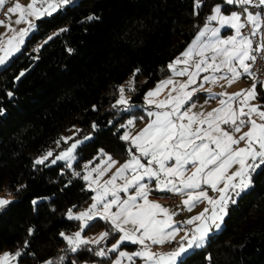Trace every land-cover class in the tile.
I'll use <instances>...</instances> for the list:
<instances>
[{
    "label": "trees",
    "instance_id": "obj_1",
    "mask_svg": "<svg viewBox=\"0 0 264 264\" xmlns=\"http://www.w3.org/2000/svg\"><path fill=\"white\" fill-rule=\"evenodd\" d=\"M217 3L225 11L237 9L224 0H201L198 9L195 0H77L37 21L22 50L0 69V109L5 110L0 115V194L16 196L0 210V254L20 251V264L110 262L113 254L97 257L94 252L107 250L119 234L76 253L60 235L79 229L80 221L69 220L66 213L84 208L93 195L73 173H81L84 162L101 150L128 158L129 142L120 139L125 130L120 125L129 116L144 115V109L120 112L114 107L119 87L134 74L130 100L143 104L145 93L186 49ZM90 15L98 19L87 20ZM62 28L67 31L54 35ZM256 84L264 102V89ZM73 125L81 135L93 134L78 146L74 166L67 168L63 161L34 166ZM253 181L235 204L229 203L223 227L210 234L204 247L186 254L184 264H264V171L258 170ZM20 185L26 187L17 192ZM35 199L40 200L33 205ZM109 228V222L97 218L84 233Z\"/></svg>",
    "mask_w": 264,
    "mask_h": 264
},
{
    "label": "snow or ice",
    "instance_id": "obj_2",
    "mask_svg": "<svg viewBox=\"0 0 264 264\" xmlns=\"http://www.w3.org/2000/svg\"><path fill=\"white\" fill-rule=\"evenodd\" d=\"M6 2L7 0H0V7ZM76 3L77 0H31L25 6L14 0V5L7 8L6 15L18 13L14 23H24L27 26L13 29L11 21L0 20V25L13 31L6 43L0 42V52L3 53L0 55V65L20 51L25 38L37 29V21L53 17ZM224 3L238 5L242 11L224 14L222 5H215L213 14L207 20L215 21L216 25L205 24L186 50L168 64L174 76H186L187 79L176 81L174 77H169L145 93L146 103L155 107V110L147 111V116L152 119L135 135L125 131L120 137L121 140L129 142L126 150L130 158L103 182L101 178L117 163L110 155L103 161V167L99 164L89 167L92 164L89 161L83 166L86 174L81 176L80 172L73 173L86 181L87 188L95 195L91 197L93 203L88 209L76 214L69 209L66 213L69 220L81 222L79 230L71 235L60 233L71 252L91 251L84 246L99 245L110 235L119 234L116 243L107 250L104 247L98 248L94 255L107 257L128 242L139 245V250L131 254L120 250L114 264H123L124 258L134 264V257H139L143 264H184L183 256L190 250L205 246L213 230L220 229L228 214L229 203L235 204L236 198L254 186L253 177L258 174V170L264 171V105L251 103L257 98L256 82L250 89H242L232 94L226 91L216 93L211 87L204 86L205 83L216 85L221 81L231 85L242 75L255 81L256 74L252 67L257 56L264 52V32L261 31L264 27V10L254 9H264V0H224ZM200 6L201 0H195L194 8L198 9ZM195 14L198 13L194 11ZM86 19L98 18L90 15ZM245 28L250 30L243 32ZM222 29L231 30L234 34L224 38L221 36ZM65 31L67 28L59 29L54 35ZM52 38L53 36H49L48 40ZM254 43L256 47L253 46ZM177 65L182 67L177 70ZM136 71L139 72V69ZM201 73L207 74L201 77ZM23 75L21 72L20 76ZM198 79L202 81L199 84ZM259 83L264 89V80ZM165 89H168L166 99H155ZM124 91V87L120 86L119 99L114 107L122 106V110L127 112L139 107L130 105ZM197 92L207 93L208 99L221 97L219 107L208 112L193 111L197 107L193 102V96ZM8 95L11 96L12 93ZM207 102L206 100L205 103ZM186 105L188 106L185 107ZM4 111L0 109V115ZM136 119H128L120 128L134 126ZM246 125L249 126L248 131L237 136ZM92 127L96 128L95 122ZM70 139L72 138H65L66 141ZM83 139L88 140L90 137ZM241 142H245L243 147L239 146ZM81 143L82 140H76L71 147L55 156L53 151H48L34 161V166H48L46 161L52 157L50 164L64 161L67 168H72L71 162L76 159L75 150ZM145 159L146 163L142 162ZM235 165L238 167L230 171ZM189 166L194 170L186 175ZM118 180L121 183H117ZM152 181L155 182L154 187L150 183ZM202 186H207L219 195L209 196L207 189ZM25 187L26 185H20L17 192ZM153 192L184 194L186 198L182 203L188 211L197 203L206 200L211 206V212L209 214V208L205 207L190 219L175 221L173 217L178 215L177 212L149 199ZM121 193L128 195L122 197ZM12 203L13 201L0 197V209ZM32 203L35 205L37 201L33 200ZM97 218L109 222L110 228L95 238H84L82 234L85 228L91 227ZM181 224L195 227L185 230L178 247L167 253L152 251V245L175 240L176 235L183 230ZM32 231L29 229V234ZM20 256V251L14 256L4 253L0 256V264H8L10 259ZM60 260L63 261V257ZM48 264L52 262L49 261Z\"/></svg>",
    "mask_w": 264,
    "mask_h": 264
},
{
    "label": "rangeland",
    "instance_id": "obj_3",
    "mask_svg": "<svg viewBox=\"0 0 264 264\" xmlns=\"http://www.w3.org/2000/svg\"><path fill=\"white\" fill-rule=\"evenodd\" d=\"M31 2V0H22L21 2H20V4L21 5H27V4H29ZM217 4H220V5H222V13H224V14H228V13H230V12H232V11H237L236 9H234V8H232V9H229V10H227V11H225L224 9H223V3H217ZM217 4H215V5H217ZM214 5V6H215ZM214 6L212 7V9H211V12L209 13V15H212L213 14V10H214ZM18 13H15V14H8V15H6L5 16V18L3 19V20H5L6 22H8V21H11V28H13V29H20V28H24V27H26L27 25L26 24H24V23H21V24H19V25H16L15 23H14V21H15V19H17L18 18ZM208 15V16H209ZM208 23H210L211 25H216V22L215 21H212V22H209L208 20H207V22L205 23V24H208ZM204 24V25H205ZM203 25V26H204ZM203 28V27H202ZM33 33V32H32ZM32 33H30L29 34V36L32 34ZM198 34V33H197ZM234 33H233V31H231V30H227V29H222L221 30V36L222 37H224V38H226V37H228V36H230V35H233ZM13 35V31L10 29V28H8V27H6V26H4V25H0V42H4V43H6V41H7V39L9 38V37H11ZM28 36V37H29ZM28 37H26L25 38V41H24V44L21 46V48H20V51L22 50V48H23V46L25 45V42H26V40H27V38ZM196 37V36H195ZM195 37L193 38V40L195 39ZM192 40V41H193ZM191 41V42H192ZM191 42H190V44H191ZM189 44V45H190ZM186 50V49H185ZM20 51H18V52H15L8 60H7V62L5 63V64H3V65H0V69H2V68H4L10 61H11V59H12V57L13 56H15V55H17ZM3 53L2 52H0V55H2ZM181 55V54H180ZM179 55V56H180ZM208 55H211V53H208ZM179 56H177V57H179ZM176 57V58H177ZM175 59H173L171 62H173ZM171 62H169V63H171ZM182 67V65H177V70H179V68H181ZM207 73H201V77L203 76V75H206ZM161 76H168V77H165V79H168L169 78V76H174V73H173V71H172V69H169L168 68V65H167V67L163 70V72L161 73ZM175 78H181L180 76H175ZM252 79H250V78H248L246 75H242L241 76V78L239 79V80H237L236 82H234L233 84H231V85H227L226 84V82L225 81H221L219 84H216V85H212L211 83H205V88H208V87H211L212 88V90H213V92H216V93H219V92H222V91H226L227 93H229V94H232V93H236V92H239V91H241L242 89H250L251 88V86L249 85V83H250V81H251ZM131 82V83H130ZM200 82H202L200 79H198V81H197V84H199ZM134 83H135V76H134V74H131L129 77H128V79L121 85L122 87H124V89H125V91H124V95L127 97V98H129V103H130V105H137V106H139V107H137V108H142V109H144V115H141L142 117H143V119H141L142 120V122L141 121H139L138 119V116L137 115H132V116H129L127 119H126V121L123 123V124H126V122H127V120L128 119H130V118H133V117H136L137 119L135 120V124H134V126H129L128 128H124L125 130H124V132L125 131H130L133 135H135L136 133H138L139 132V126H141L142 125V123H144V121H145V119H146V115H147V111L148 110H155V108H152L151 106H149L147 103H146V101H145V103H143V104H139V103H132L131 102V100H130V91L133 89V87H134ZM221 85H223V87L221 86ZM157 86V85H156ZM155 86V87H156ZM154 87V86H153ZM151 88V89H154V88ZM151 89H149V90H151ZM148 90V91H149ZM165 90H167V89H165ZM165 90H163L161 93H164V91ZM256 92H257V98L255 99V100H253V101H251V103H253V104H259V105H264V102L259 98V94H258V90H257V88H256ZM198 93V92H197ZM202 94H204L205 96H203V98H202V100H199V101H195L196 100V98H194L193 97V102H195L196 103V105H197V107L195 108V109H193V111H204V112H208V111H212L213 109H215V108H217V107H219V101H220V99H221V97H216V98H214V99H208V96H207V93H205V92H201ZM165 95L164 96H162L161 97V99L160 100H164V99H166V97H167V94L166 93H164ZM119 95H120V93H119ZM119 99V96H118V98H117V100ZM116 100V101H117ZM208 101L207 103H205V101ZM115 105H116V102H115ZM153 106V105H152ZM188 105H186L185 107H187ZM234 107H235V105H234ZM116 108L117 109H119L120 110V112H127V111H123L122 110V106H116ZM137 108H133L130 112H132L134 109H137ZM140 116V117H141ZM257 121L258 122H260L259 121V119L257 118ZM248 125H246L245 127H243L242 128V131H241V133H238V134H236L237 136L238 135H240V134H242L243 132H246V131H248ZM86 136H89L90 137V139L92 138V136H93V134L90 132V133H87V134H82L81 135V128L78 126V125H73V126H71L67 131H64V132H62L61 133V136H60V138H59V140H58V142L59 143H57L56 144V146H54V147H52V148H49L46 152H48V151H53V154H54V156L56 155V154H58L59 152H61V151H65V150H67L69 147H71V145H72V143H74L76 140H82L83 142H86V141H88V140H84L83 138L84 137H86ZM67 137H71L72 139H70V140H65V138H67ZM244 143L245 142H241V144L239 145L240 147H243L244 146ZM82 144V143H81ZM79 146V145H78ZM78 148V147H77ZM46 152L44 153V154H46ZM77 149L75 150V156H76V158H77ZM43 154V155H44ZM106 154V155H105ZM108 155H110V156H112L111 154H109V153H107V152H105V151H100L95 157H93L92 159H90V160H88V161H86V162H84V164L82 165V170H81V175H84V174H86L85 172H84V165L85 164H87L89 161H92V164H90L89 165V167H95L97 164H99L101 167H103L104 166V164H103V161L104 160H106L107 159V156ZM39 157H41V156H39ZM38 157V158H39ZM112 158L114 159V160H116L117 161V163L115 164V165H113V167L107 172V173H105V175L101 178V182H103L104 180H107V179H109L110 177H111V175L116 171V169L117 168H119L123 163H125L129 158H130V154H129V156H128V158L127 159H125V160H120V159H117V158H115L114 156H112ZM52 159V157H50L49 158V161ZM75 161H76V159L75 160H73L71 163H72V167L74 166V163H75ZM64 162V161H63ZM142 162H145L146 163V159L145 160H143ZM238 167V165H235V166H233V168L230 170V171H234L235 170V168H237ZM194 169L191 167V166H189V170L187 171V173H186V175H190L191 174V171H193ZM93 175H95V174H93ZM147 182V181H146ZM117 183H121V181H117ZM150 183H153V182H150ZM155 183V182H154ZM221 187H222V184L220 185ZM203 187V186H202ZM203 188H206L207 189V191H208V195L209 196H212V197H217L219 194L217 193V192H215V191H213V190H211L210 188H208L207 186H204ZM160 194V193H159ZM162 194H166V193H162ZM95 195V193L93 192V195L92 196H94ZM126 195H128V194H126V193H121V196L122 197H126ZM0 197H3V198H6V199H9V200H11V201H15L16 200V196L14 195V193H12V192H5V193H1L0 194ZM237 199V198H236ZM37 202L40 200V199H35ZM205 202H206V204L205 205H207V207H210L211 208V206L207 203V201L206 200H204ZM93 203V200L91 199L88 203H87V205L84 207V208H82V209H80V210H72L73 211V213L74 214H76V213H79V212H81V211H84V210H86V209H88L89 207H90V205ZM160 204H162L163 206H165V207H168L171 211H174V208H173V206H171L170 204H164V203H160ZM1 210V209H0ZM116 209H115V207H113V211H115ZM198 211H200V210H192V212L190 213V216L189 217H186L187 219L188 218H191V217H193V216H195L194 214H197L198 213ZM194 212V213H193ZM201 212H202V210H201ZM210 212L211 211H209V214H210ZM185 218V219H186ZM173 219L175 220V221H178V220H176L175 219V217H173ZM179 222V221H178ZM80 224H81V222H80ZM223 224H224V220H223V223L221 224V227H220V229L223 227ZM193 227V226H192ZM219 229V230H220ZM79 230V229H78ZM78 230H76V231H78ZM85 230H86V228H85ZM85 230H84V232H85ZM219 230H216V229H214L213 230V232L212 233H215V232H217V231H219ZM76 231H74V232H76ZM103 231H105L104 229H101V230H98V231H96V232H93V233H89V234H85V233H83L82 235H83V237L84 238H95V237H97L98 235H99V233H101V232H103ZM66 235H71L72 233H74V232H72V233H69V232H66V231H63ZM211 233V234H212ZM64 238V237H63ZM119 238V235L107 246V249L108 248H110L111 247V245L112 244H114V243H116V240ZM179 240H181L180 239V237H179V235L177 234L176 235V237H175V240H173V241H171V242H167V243H165V244H162V245H152L151 247H152V251H154V252H156V253H167V252H169V251H172L174 248H176V247H178V241ZM67 242V241H66ZM102 242H105V240H103V241H101V243ZM120 250H123V251H126V252H128V253H134L135 251H137V250H139V245H135V244H131V243H128V242H125L123 245H121V248L120 249H118L117 250V252H114V253H110V254H113V258L110 260V262L109 263H107V264H114V261H115V259L118 257V253H119V251ZM194 250V249H193ZM193 250H190L188 253H190L191 251H193ZM4 253H11V254H13V256H14V254L15 253H13L12 251H10V250H8V249H5L1 254H0V256H3L4 255ZM187 253V254H188ZM109 254V255H110ZM185 256V255H184ZM183 256V257H184ZM8 264H20L19 262H18V259H17V257L16 258H14V259H10L9 261H8ZM85 264V263H84ZM87 264H101V263H98V262H87ZM123 264H130V262L127 260V258H124L123 259ZM134 264H143V261L139 258V257H134Z\"/></svg>",
    "mask_w": 264,
    "mask_h": 264
},
{
    "label": "built area",
    "instance_id": "obj_4",
    "mask_svg": "<svg viewBox=\"0 0 264 264\" xmlns=\"http://www.w3.org/2000/svg\"><path fill=\"white\" fill-rule=\"evenodd\" d=\"M22 0H15V2L20 3ZM14 5V0H7L6 4L3 7H0V20H3L6 16L7 8L11 7ZM237 11H242L240 7L237 5ZM250 28H245L242 31L243 32H248ZM262 32H264V27L261 29ZM259 39V38H257ZM256 47V44L254 43L253 45ZM252 71L256 74L255 76V81L252 79L251 84L254 82H259L264 80V52H261L257 56V60L255 64L252 67ZM151 198L156 199L158 201H161L166 204H170L173 206L174 211L178 213V215L175 216L176 220H180L187 216L189 214V211L186 206L183 205L182 201L183 199V194H172V193H167V194H162V195H152ZM193 228L192 225H185V229H191ZM180 240L178 241V243Z\"/></svg>",
    "mask_w": 264,
    "mask_h": 264
},
{
    "label": "crops",
    "instance_id": "obj_5",
    "mask_svg": "<svg viewBox=\"0 0 264 264\" xmlns=\"http://www.w3.org/2000/svg\"><path fill=\"white\" fill-rule=\"evenodd\" d=\"M254 10H257V9H254ZM257 11H258V10H257ZM227 30H228V29H227ZM196 35H197V34H196ZM192 40H193V39H192ZM189 44H190V43H189ZM188 46H189V45H188ZM188 46H187V47H188ZM187 47H186V48H187ZM184 51H185V50H184ZM184 51H183V52H184ZM249 63H251V62H249ZM165 77H168V76H161L160 80L156 83V85H157L160 81L165 80ZM169 77H174V79H175L176 81H185V80L187 79L186 76H180L181 78H175V76H169ZM250 82H251V81H250ZM156 85H155V86H156ZM249 85L252 86L251 83H249ZM155 86H154V87H155ZM154 87H153V88H154ZM164 93H166V94L168 95V89L165 90ZM164 93H160L157 97H155V99L160 100L161 97L165 95ZM203 96H205V95L202 94L201 92H198V93H196L193 97L196 98L195 101H199V100H202ZM144 103H145V99H144ZM149 106H151L152 108H155L154 105H153V106H152V105H149ZM151 119H152L151 117H148V116L146 115V119H145L144 123H142V125L139 126V131H140L141 129H143V128L149 123V121H150ZM138 120L142 122L141 119H138ZM152 182H153V183H151V184H152V186L154 187V181H152ZM203 187H204V186H203ZM157 194H159V193L153 192V193L149 196V199L154 200V201H157V202H159V203H163V202H161V201H158V200H156V199L151 198L152 195H157ZM185 198H186V196L183 194V199H185ZM164 204H166V203H164ZM205 204H206L205 201H203L202 203H197V204L192 208V210H200V211H198V213H197V214H194V215H198V214L201 212V210L203 211L204 208L207 207V205H205ZM208 208H209V210L211 211V208H210V207H208ZM192 210L189 211V214H188L187 216H185L184 218H182V219H180V220H178V221L181 222V221H185V220H187L186 217H189V216H190V213L192 212ZM193 213H194V212H193ZM185 218H186V219H185ZM188 219H190V218H188ZM197 223H198V222H197ZM192 226H193V228L195 227V225H192ZM180 227L183 229L182 231H180V232L178 233V235H179V237H180V239H181V237H183V236L185 235V230H186V229H185V225H184V224H181ZM1 253H2V252H1Z\"/></svg>",
    "mask_w": 264,
    "mask_h": 264
}]
</instances>
